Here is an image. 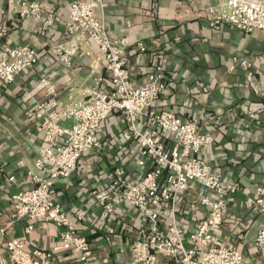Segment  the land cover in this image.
I'll return each instance as SVG.
<instances>
[{
  "label": "crops",
  "instance_id": "crops-1",
  "mask_svg": "<svg viewBox=\"0 0 264 264\" xmlns=\"http://www.w3.org/2000/svg\"><path fill=\"white\" fill-rule=\"evenodd\" d=\"M73 0H0V29L5 46L29 44L39 53L38 63L20 73L13 83L0 81V258L6 262V243L22 240L26 250H51L61 229L41 220H22L5 226L13 210L11 197L29 190L26 175L43 145V133L27 114L44 94L43 82H52L67 102L78 100L80 91L90 86L89 64L99 56L94 43L86 42L70 56L67 66L59 61L53 46L70 48L65 33L68 5ZM89 2L95 0H79ZM104 8L94 14L104 20L111 38L126 41L127 68L136 85L143 84L154 66L166 76V90L159 108L171 110L183 120L208 133L212 144L200 156L226 184L236 183L224 211L221 240L241 251L243 264H264V250L253 238L263 222L248 203L257 186L264 187V37L260 32L246 35L222 24L212 26L209 8L215 0H102ZM24 2H37L42 16L18 17ZM53 16L47 30L42 22ZM140 44L144 51L139 49ZM87 52L89 53L87 55ZM247 61L245 67L241 61ZM101 87L106 79L99 77ZM260 86V93L254 88ZM72 89L71 92L69 90ZM62 125L69 126L68 121ZM126 121L114 112L101 126L100 150L84 155L76 172L57 182L53 199L69 214L71 222L84 236L102 264H119L129 251L140 226L138 214L112 194L115 213L99 217L93 191L106 190L114 167L126 168L130 180L138 177L137 152L133 140H125ZM199 187L181 195L179 223L190 232L203 216L197 205ZM86 213L81 222L73 218L76 210ZM31 226V232L26 227ZM54 264H78L72 252L54 258ZM161 264H170L161 259Z\"/></svg>",
  "mask_w": 264,
  "mask_h": 264
},
{
  "label": "built area",
  "instance_id": "built-area-1",
  "mask_svg": "<svg viewBox=\"0 0 264 264\" xmlns=\"http://www.w3.org/2000/svg\"><path fill=\"white\" fill-rule=\"evenodd\" d=\"M104 6L102 0H73L68 5L65 33L70 48L55 45L53 50L59 61L68 66L79 46L94 43L99 56L89 64L93 83L81 89L80 99L69 96L67 102L61 100L52 82L41 85L44 94L27 114L43 133V145L26 172L32 188L11 197L13 210L5 223L8 227L22 220L49 222L61 229L57 244L51 250H26L22 240H10L5 247L6 262L0 258V264H54V258L63 252H72L78 264H102L69 214L53 199L52 189L76 172L85 154L100 150L101 126L114 112L125 118L124 139L135 141L138 177L130 180L126 168L114 167L107 189L93 191L92 195L99 217L105 220L115 213L112 194L138 214L136 237L119 264H161V259L170 264H243L242 252L216 235L222 228L229 197L239 190L238 184H226L200 156L212 144L208 133L171 110L159 108L167 88L161 66L151 68L143 84L132 82L126 41L111 38L104 20L94 14L95 8ZM209 14L214 27L225 24L246 35L260 32L264 37V0H215ZM27 15L42 16L41 6L24 2L18 17ZM52 23L53 16L48 15L42 29H49ZM4 35L0 29V81L9 85L38 63L39 53L29 44L5 46ZM139 49L144 51V46L140 44ZM240 64L250 66L245 60ZM100 76L106 79L105 88L101 87ZM260 89L255 87L254 93L259 94ZM65 121L70 125H62ZM195 185L199 187L196 203L203 216L187 232L179 223L181 195ZM248 203L263 219L253 244L264 250L263 186L255 188ZM2 217L0 212V222ZM73 218L81 222L86 213L78 209ZM31 230L30 225L26 227V232ZM0 233H4L3 228Z\"/></svg>",
  "mask_w": 264,
  "mask_h": 264
}]
</instances>
